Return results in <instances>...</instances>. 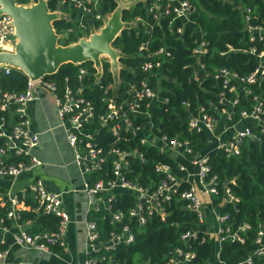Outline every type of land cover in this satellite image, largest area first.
<instances>
[{"label": "trees", "instance_id": "16d2710c", "mask_svg": "<svg viewBox=\"0 0 264 264\" xmlns=\"http://www.w3.org/2000/svg\"><path fill=\"white\" fill-rule=\"evenodd\" d=\"M19 4H27L31 0H15ZM194 9L188 15L190 23L184 25L176 19L171 24L167 23L168 15L153 18L149 6L152 0H134L121 10V20L125 26L111 42V45L119 50L118 60L122 64L119 69L121 83L130 79L132 74L124 67H134L139 57L137 48L145 42L148 48H156L164 45L169 52L167 59L163 60L162 71L164 75L160 80V94L167 96L166 102L159 103V109H153L150 117L159 124V132L167 135H177L180 139H186L191 145V154L203 152L208 146V137L204 131L188 129L183 121L187 111L182 101L188 102V109L196 112V105H203L207 111H211L217 119L219 111L213 112L207 105L211 102L217 107L230 109V119L226 125L234 123L239 112L251 108L252 96L256 95L260 100L264 117V80L256 79L252 83H239L231 78L227 86H234V91L224 89L225 100L236 99V102L227 104L219 102L217 93L222 89V77H214L217 69H226L236 77L247 75L258 65L255 53L264 48V0H189ZM49 10L57 6L62 11L66 10V3L59 0H46ZM117 5L116 0H101L99 10L103 14L111 12ZM158 13V12H157ZM245 15L247 18H245ZM134 25H126L127 22ZM94 28L101 25V20L92 19L90 22ZM52 27L58 36L57 43L69 44L77 40V22L64 17L52 20ZM182 26L181 32H176V27ZM199 28V37L203 41L204 51L193 54L196 31ZM248 26H260L261 30L249 29ZM70 27L65 35L60 33ZM145 30L147 32H145ZM253 49V53L249 52ZM90 61L81 62L79 65L92 70ZM202 64V68L198 66ZM78 64L65 62L60 64L56 71L45 77L61 81L63 76L69 78V83H75L74 75ZM104 74L101 76V84H107L111 78L106 73L108 62L101 60ZM88 78H84V95L92 101L95 112L103 110L100 100L102 95L98 85L86 86ZM26 77L22 71L11 68L8 73L0 69V91H22L25 87ZM122 86V84L120 85ZM248 90V92L246 91ZM250 125L251 122H246ZM254 130V128H252ZM258 131V125L255 127ZM259 139H244L238 145V151L226 155L223 149L212 147L206 151L208 172L207 177L215 175L216 192L210 194L213 205H218V214L226 215L220 222L221 234L236 232L243 238L242 242L225 239L218 250L217 258L226 261L238 251L245 254L252 247L256 231L260 223L264 222V130L256 132ZM101 143L111 140L109 134L103 135V130L98 133ZM116 145L136 147L142 151V160L131 158L129 160V178L138 175L136 181L143 186H153L160 175L153 171V165L157 162H167L173 166L175 173L182 177L184 171L176 168V163L159 152L155 147L140 145L135 139L119 141ZM6 161H16L19 157L5 156ZM109 162H107V165ZM188 182L180 179L178 191L186 189ZM227 189V192L224 191ZM3 189L0 188V217L2 224L11 225V219L5 218L8 209V200L5 198ZM228 193V194H227ZM20 201L18 208V223L29 221L24 226L29 233H54L58 229L59 218L43 210H34L36 200L32 193L25 190L17 193ZM134 197L129 193H122L115 197L111 203L113 211L122 213L117 222H110L109 216L101 211L89 210L87 217L94 219L99 234V240H105L110 230H119L122 224H126L133 233L134 239L127 244L118 243L113 249L103 250L105 257L111 258L117 264H164L170 259L169 252L180 247L183 250L193 251V256L184 260L181 264H205L211 254V246L207 235L202 231L195 232V238H180V235L190 228L191 224L197 223L195 213L186 208V199L179 198L177 193H172L168 200L161 203L165 216L161 219L155 213H146L143 223H139L135 216L128 214V209L133 205ZM246 224L247 227H242ZM227 228L226 230H223ZM6 244L0 242V250ZM48 248L53 251L60 250L57 242H48ZM244 254V255H245ZM249 264H264V257L252 253ZM104 261H102L103 263ZM242 264H245L243 262Z\"/></svg>", "mask_w": 264, "mask_h": 264}, {"label": "built area", "instance_id": "2783aa9c", "mask_svg": "<svg viewBox=\"0 0 264 264\" xmlns=\"http://www.w3.org/2000/svg\"><path fill=\"white\" fill-rule=\"evenodd\" d=\"M100 1L59 0V3H66V10L62 11L57 6L52 11L56 13L57 17L61 16L75 21L79 29H84L88 20L91 22L92 19L101 17L102 12L98 9ZM153 9L157 10L152 14L155 20L159 16L168 15V24L178 19L184 25L190 23L188 15L193 11L194 6L189 0H164L162 3L159 0H152L149 10L152 11ZM245 18H247L246 15ZM248 27L249 29L261 30L260 26ZM181 30L182 26L176 27V32H181ZM68 31H71L70 27L66 28L64 32L62 31L60 35H65ZM145 32L147 31L145 30ZM199 35L198 30L192 49L195 55L204 51V44ZM85 37L87 38V35L84 33L78 35V39ZM15 43L16 37L10 23V17L0 14V52H14ZM111 47L114 50L117 49L112 45ZM249 52L253 53L254 51L251 48ZM136 54L139 59L134 67H124L132 74V77L124 80L123 83H121L119 76V69L122 66L111 69L109 57L106 54H101L97 66L93 62L90 63L91 71H88L86 66L75 63L78 66L73 84L69 83L67 76H63L61 81H57L48 77L31 79L26 75L25 87L22 91H0V176L17 177L40 165V160L32 152L38 143V136L36 132L29 129L26 105L35 97L36 89L43 88L52 93L56 113L61 119V124L64 125L65 139L71 150L73 160L88 177L82 187L83 192L88 197V211H101L109 216L110 222H117L121 219L122 213L113 211L111 203L116 193H129L133 195L134 202L128 209V214L135 216L139 223H143L146 213H155L162 219L165 216V211L161 203L168 200L172 193H177L179 198L187 200L185 207L195 213L197 223L201 222L203 217L202 195L210 197V194L216 192L217 183L215 175L207 177L206 151L189 156L191 153L189 141L178 138L176 134L167 135L164 132H159V124L150 117L153 109H159L160 102L167 101V96L160 94L159 90L162 88L159 80L164 76L161 73L162 63L164 59H167L169 52L164 45L148 48L145 42H142L139 44ZM118 55L119 53L116 54V60L119 62ZM255 57L258 60V65L247 75L236 77L234 73L226 69H217L214 72L215 78L222 77V89L217 93L219 102L227 104L236 102L235 98L225 100L223 97V88L234 91V86H227V81L231 78L237 79L239 83H252L256 79L264 80V48L255 53ZM102 59L108 62L106 73L110 74L111 80L107 84L100 82L101 76L104 74L101 66ZM198 66L202 68L201 63H198ZM11 68L14 67L7 63H0V69L4 73H8ZM84 78L90 80L86 86L98 85L101 89L100 100L103 103L101 112H95L92 101L84 95ZM121 84L122 86H120ZM246 91L248 92V90ZM252 100L251 108L241 110L238 119L229 125L225 124V121L231 118L229 108L222 107L218 110L215 105L208 102L207 105L213 112L219 111L216 112L218 113L216 119L213 113L207 111L203 105H196V112L194 113L188 109V102L182 101V105L187 111V116L183 121L188 129L204 131L208 141H212V147L223 149L226 155L236 153L239 143L244 139L258 140L259 137L256 132L260 133L264 130V117L262 116L263 110L260 100L256 95L252 96ZM219 117L224 119V123L220 132L217 133L216 122ZM246 122H251V124L248 125ZM257 125L258 131H255ZM100 129L103 130L104 136L106 134L111 136V140L105 144L99 140ZM130 138L135 139V142L140 145L155 147L159 152L172 159L176 163V168L184 171V174L185 166L176 162L174 157L181 155L189 160L196 167L197 183L200 185L201 191H197L189 182L186 189L178 191L179 180L187 181V176L179 177L173 166L167 162H157L153 165V171L160 175L159 181L153 186H143L138 183L136 181L138 175L129 178L127 176L130 171L129 160L133 158L140 162L143 157L142 151L128 145L120 147L115 143ZM5 156H17L19 159L7 162ZM107 162H109L108 165ZM25 190L30 191L36 200L34 210L41 209L59 218L58 229L54 233H29L26 231L24 226L29 221L24 223L16 221L18 218L17 206H20L18 194L7 193L6 199L9 204L5 218L11 219V223L15 226L11 242L20 247L40 251L49 250L48 242H57L62 245L61 233L69 217L63 209L60 193L47 189L44 182L39 178L29 183L25 189L20 191V194ZM106 191H109V194L103 199L99 193ZM224 191L227 192V189L224 188ZM225 216L224 214H217L216 220L220 222ZM1 222L2 218L0 217V242H4L1 237L2 233L11 225L6 226ZM242 227H247V225L243 224ZM223 230L227 231V228ZM196 231L197 229L190 226L180 235V238H195ZM221 231L222 229L218 224L216 229L220 244L218 250L225 239L243 241V238L236 232H226L220 235ZM98 237L95 221L87 219L85 221V245L88 255L76 264H117L111 258L105 257L102 253L103 250L113 249L118 243H130L134 239L133 233L129 231L126 224H122L117 231L110 230L105 240H99ZM6 253V247L0 250V264H21L5 261ZM252 253L264 257V222L259 224L249 252L234 264H242L243 262L249 264ZM169 256H171L170 259L164 264H181L193 256V251L175 247L170 251ZM102 261L104 262L102 263Z\"/></svg>", "mask_w": 264, "mask_h": 264}, {"label": "crops", "instance_id": "0c3cea01", "mask_svg": "<svg viewBox=\"0 0 264 264\" xmlns=\"http://www.w3.org/2000/svg\"><path fill=\"white\" fill-rule=\"evenodd\" d=\"M104 16L105 14L101 13V17L99 18L101 25L97 28L90 25L89 20L85 23L84 29L78 28L77 40L79 34L84 33L88 37V35L99 29L103 25ZM194 28L198 32L199 28L196 26ZM24 75L26 76V74ZM26 115L29 121V129L32 132H36L38 136V143L32 152L40 160V165L23 172L17 177L0 176V188L4 190L2 194L7 198V193H18L25 189L34 179L39 178L44 182L47 189L60 193L63 209L69 218L61 233L62 245H60V250L58 251L51 249L40 251L13 244L11 237L15 226L11 223V226L1 236L7 249L4 259L11 263L19 262L21 264L80 263L88 255L85 245V221L89 219L87 217L88 197L82 190L83 184L88 180V177L73 160L71 150L65 139L64 125L61 124V119L56 113L52 93L46 89L37 88L35 97L26 105ZM219 123L220 120L218 119L216 122L217 133L220 132L223 126ZM212 146L211 141L204 151H208ZM174 160L185 166L184 175L187 176V182L200 192L201 187L197 183L196 167L181 155L174 157ZM107 194H109V191L99 193L103 199H105ZM121 194L116 193L115 197ZM202 201V220L197 224H191V227L207 235L211 246V254L205 264H234L241 260L249 250L246 254L247 250L238 251V253L226 261H220L217 258V250L220 245L216 234L219 224L216 220L218 205H213L208 195H202ZM20 207L17 206V209Z\"/></svg>", "mask_w": 264, "mask_h": 264}, {"label": "water", "instance_id": "95a60500", "mask_svg": "<svg viewBox=\"0 0 264 264\" xmlns=\"http://www.w3.org/2000/svg\"><path fill=\"white\" fill-rule=\"evenodd\" d=\"M123 7L116 5L107 21L88 38L60 45L51 24L57 15L48 9L46 0H31L28 4L0 0V14L10 17L16 37L14 52H0V63L15 67L31 79L52 74L65 62L90 61L97 66L101 54H106L113 66L116 55L111 42L124 27L121 20Z\"/></svg>", "mask_w": 264, "mask_h": 264}, {"label": "rangeland", "instance_id": "374dc122", "mask_svg": "<svg viewBox=\"0 0 264 264\" xmlns=\"http://www.w3.org/2000/svg\"><path fill=\"white\" fill-rule=\"evenodd\" d=\"M130 1H134V0H116V2H117V6H119V5H123V6H127V4H128V2H130ZM140 1H144V0H140ZM159 1H161V3H162V1H164V0H159ZM28 4V3H27ZM113 11V10H112ZM111 11V12H112ZM111 12H109V13H106L105 14V16L103 17V24L107 21V19H108V17L110 16V14H111ZM134 25V22L132 21V22H127V24L126 25ZM124 26H125V24H123ZM98 31V29L97 30H95V32H97ZM196 31V30H195ZM197 32V31H196ZM88 38V37H87ZM113 48V47H112ZM115 51V55L116 54H118V53H120L119 52V50L117 51V49L116 50H114ZM120 66H122L121 65V63L120 62H118L117 60H116V62H115V64L112 66L111 65V69H116V68H118V67H120ZM219 120H220V125H223V123H224V121H223V118L222 117H219ZM216 129H217V127H216Z\"/></svg>", "mask_w": 264, "mask_h": 264}]
</instances>
